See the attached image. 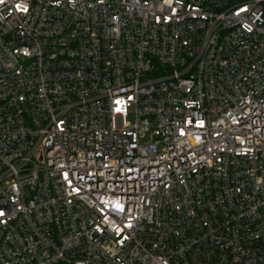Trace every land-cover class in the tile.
<instances>
[{
    "label": "built area",
    "instance_id": "obj_1",
    "mask_svg": "<svg viewBox=\"0 0 264 264\" xmlns=\"http://www.w3.org/2000/svg\"><path fill=\"white\" fill-rule=\"evenodd\" d=\"M0 264H264V0H0Z\"/></svg>",
    "mask_w": 264,
    "mask_h": 264
},
{
    "label": "snow or ice",
    "instance_id": "obj_2",
    "mask_svg": "<svg viewBox=\"0 0 264 264\" xmlns=\"http://www.w3.org/2000/svg\"><path fill=\"white\" fill-rule=\"evenodd\" d=\"M26 10V9H25Z\"/></svg>",
    "mask_w": 264,
    "mask_h": 264
}]
</instances>
